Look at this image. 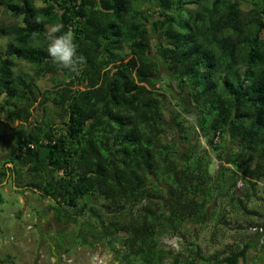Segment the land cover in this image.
Here are the masks:
<instances>
[{"label": "trees", "instance_id": "obj_1", "mask_svg": "<svg viewBox=\"0 0 264 264\" xmlns=\"http://www.w3.org/2000/svg\"><path fill=\"white\" fill-rule=\"evenodd\" d=\"M42 2L0 0V146L5 131L12 140L0 183L50 201L47 213L63 226L52 264L67 242L103 243L114 264L244 263L258 234L222 257L189 241L184 261L159 238L212 220L213 240L235 222L231 213L253 215L246 200L264 181V0ZM57 24L83 57L74 72L46 52L43 36ZM33 33L38 47L28 46ZM44 77L49 90L37 83ZM162 83L194 116L193 135ZM173 127L181 149L170 153L161 146ZM218 199L232 212L218 215ZM70 228L74 242L64 238Z\"/></svg>", "mask_w": 264, "mask_h": 264}, {"label": "rangeland", "instance_id": "obj_2", "mask_svg": "<svg viewBox=\"0 0 264 264\" xmlns=\"http://www.w3.org/2000/svg\"><path fill=\"white\" fill-rule=\"evenodd\" d=\"M0 17L2 16V11L0 10ZM0 43L4 46L6 40H0ZM26 69V68H24ZM40 88L42 90H49L52 88L53 82L50 77H44L37 80ZM160 91L163 92L168 100L167 107L170 109H175L178 111L180 120L184 121V130H189L190 127L194 125V116L190 113L187 114L179 109V106L175 104H180V95L177 94L176 90H168L169 87L173 86L168 84H159ZM173 115V114H172ZM171 114L168 110L164 113L165 121L172 125ZM10 127L17 126L16 123H9ZM188 127V128H187ZM1 132V131H0ZM9 130L3 133V142L0 146V159L3 161L7 158V151L11 149L12 140L9 135ZM180 132L173 127L167 136H165L161 150H167V152L180 151V143L177 142L178 135ZM200 143L203 145L204 141L199 137ZM168 145V146H165ZM160 148V146L158 147ZM10 167L9 163L6 164ZM237 187H241V183H237ZM21 190V192H16ZM256 196L251 200H246V206L249 210L253 212V215L242 216L237 213H231L232 208L229 203L223 199H218L217 208L218 215L221 213L230 212L228 215L230 220L235 221L233 224L228 226H223L221 228V233L223 235L215 237L213 240L211 238V231L213 230V221H208L205 227L199 231H192L186 233L185 237L181 236H161L159 238V243L162 247L170 248L173 252L181 254V260L184 261V256L187 252L186 247L187 242L193 241L202 250L203 255H209L212 253H218L224 256L226 252V246L232 245L233 249L236 245H241L246 239L251 237L253 234L250 232V228L254 225H264V181L259 182L256 188ZM49 200L40 198L32 190H26V188L20 187L17 189L12 182H8L0 185V264H37L39 260V254L44 256L40 260L43 264H51V252L50 248L54 247L56 240H60L55 233L60 230L63 226L57 222L51 220V213H47V206L49 205ZM49 217V219H47ZM70 234L68 238L72 241L76 233L75 229L70 228ZM191 233V234H190ZM257 240V236H255ZM62 240V239H61ZM229 241H232L229 243ZM258 241V240H257ZM256 241V242H257ZM70 243V242H67ZM65 244L70 250L69 253L79 252L81 261L79 263H86L88 258L87 253H97L103 256V261L106 264H114L112 261L111 252L104 247L103 243H96L91 248L84 246H75ZM62 246V245H61ZM61 246H59V251L62 252ZM258 247L261 248V244L257 243ZM82 249V251H77ZM258 248L257 250H259ZM223 252V253H222ZM77 254V253H75ZM264 256V253H262ZM250 256H247L246 262L241 264H255L249 262ZM262 264H264V258L262 257ZM206 264L203 261H198L196 264Z\"/></svg>", "mask_w": 264, "mask_h": 264}, {"label": "clouds", "instance_id": "obj_3", "mask_svg": "<svg viewBox=\"0 0 264 264\" xmlns=\"http://www.w3.org/2000/svg\"><path fill=\"white\" fill-rule=\"evenodd\" d=\"M34 4L37 8L45 7L42 0H34ZM41 42V37L33 33L27 43L29 47H38ZM43 42L46 44L48 56L52 59L53 63L61 68L74 72L77 70L78 62L83 61V57L77 55V46L72 32H61V26L58 24L48 29L43 36ZM50 263L52 264L51 259Z\"/></svg>", "mask_w": 264, "mask_h": 264}, {"label": "built area", "instance_id": "obj_4", "mask_svg": "<svg viewBox=\"0 0 264 264\" xmlns=\"http://www.w3.org/2000/svg\"><path fill=\"white\" fill-rule=\"evenodd\" d=\"M250 232L252 234H258V241L260 244L264 243V227L262 225H254L250 228ZM88 260L86 263L83 264H106L103 261V256L97 253H87L86 254ZM44 258V256L39 254V260H37V264H43V261L40 259ZM60 264H82L77 262L74 255H71L69 253H61L60 254Z\"/></svg>", "mask_w": 264, "mask_h": 264}, {"label": "crops", "instance_id": "obj_5", "mask_svg": "<svg viewBox=\"0 0 264 264\" xmlns=\"http://www.w3.org/2000/svg\"><path fill=\"white\" fill-rule=\"evenodd\" d=\"M17 188H20V187H17ZM231 242H232V241H229V243H231ZM258 248H260V247L256 246V248L251 249V250L248 251L247 256H250V260H249L250 263H252V258L254 259L253 262H254L255 264H262V263H263V262H262V261H263V260H262V252L260 251V249L257 250ZM77 251H82V249L79 250V249L77 248ZM75 253H77V254H75ZM69 254L74 255L75 258H76V260H77V262H82V261H81L82 259H81V257H80L79 252H74V253H69ZM247 256H246V259H247ZM52 261H53V258H51V262H52ZM245 262H246V260H245Z\"/></svg>", "mask_w": 264, "mask_h": 264}, {"label": "water", "instance_id": "obj_6", "mask_svg": "<svg viewBox=\"0 0 264 264\" xmlns=\"http://www.w3.org/2000/svg\"><path fill=\"white\" fill-rule=\"evenodd\" d=\"M9 165H10V167L12 166V164L11 163H9ZM7 176H8V172H7ZM6 183V179L5 180H3L1 183H0V185H3V184H5ZM17 189H20V188H17Z\"/></svg>", "mask_w": 264, "mask_h": 264}]
</instances>
